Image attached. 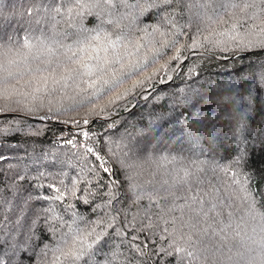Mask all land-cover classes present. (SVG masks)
Here are the masks:
<instances>
[{
	"label": "trees",
	"instance_id": "1",
	"mask_svg": "<svg viewBox=\"0 0 264 264\" xmlns=\"http://www.w3.org/2000/svg\"><path fill=\"white\" fill-rule=\"evenodd\" d=\"M56 3L60 0H42V4L37 0H0V12L5 16L14 13L20 19L19 14L29 7H41L40 15L44 17L39 26L20 32L19 38L0 39L4 48L11 46L13 50L9 57L0 56V64L7 69H0V77L8 71L17 75L19 67L29 66L37 52L34 49L37 41L53 42L52 63L66 62L77 67L60 44L73 45L74 33L80 25L78 9L74 0H65V11L57 15L51 11ZM127 3L135 5L136 0ZM189 3L181 0L174 10L167 9L168 13L174 12L171 26L162 9L139 15L135 7H120L118 0L115 8L101 6L104 19L120 20L122 25H129L136 17L135 26L124 30L142 45L160 44L161 38L150 33L162 32L164 42H170L178 36L177 29L183 33L178 38V48L190 45L193 40L203 45L195 50L181 48L179 62L171 59L176 53L165 47L158 62L149 65L146 71L152 74L154 68L160 69L164 64L174 70L157 71L145 85L143 94L138 90L130 96L127 107L119 108L118 116L114 115L107 124L96 120L92 109L94 105H106L108 96L101 95V103L95 97L89 103L85 99L89 93L77 94L71 81L63 89L51 86V66L42 79H33L29 85L25 79L15 77L18 82L13 81L12 94L7 93V102L0 101V108L4 109L0 113V129H8L0 131V156L4 157L0 160V257L4 264H68L62 253L81 241L90 243L87 233L94 227L96 232L102 230L103 224L96 226L94 222L102 219L108 223L106 213L116 216L113 228L107 230L111 234L110 243L119 247L121 259L126 256L132 264H176L172 256L156 251L169 247L164 228L173 238L192 235L193 240L200 241L198 248L209 249L205 254L207 264H221L214 259L211 244L195 235V231L203 229L225 234L228 223L220 219L225 216V202L217 197L220 189H225L226 184L234 189L241 184L235 180L243 183L247 178L244 186L255 200L256 212H264V51L248 49L233 55L237 51L235 43L220 35L225 32L224 24L207 20L198 2L194 13ZM69 7L73 8L71 14L67 12ZM214 7L209 0L207 11ZM98 23L92 15L84 19L87 28ZM152 25L159 32H153ZM144 28L147 32L140 31ZM217 35L226 44L213 47ZM24 36L29 37L30 48L22 47ZM225 46L230 49L228 52L223 50ZM9 58L16 63L9 65ZM43 77H48L47 89L43 87ZM131 83L125 81L119 91L130 88ZM37 87L40 92L35 91ZM15 94L20 96L19 101H12ZM29 108L34 111L29 113ZM36 114L38 117L33 116ZM85 119L90 123L84 124ZM108 124L114 127L109 128ZM152 128L158 129L155 137L148 135ZM84 132L89 133L88 137ZM87 147L99 152L106 161L104 167L119 173L112 177L121 182L118 190L103 172L101 162L86 152ZM114 153L121 158L130 157L129 163L135 162L132 181L137 185L135 191L125 182L124 171ZM186 170L192 173L189 180L176 183ZM73 182H76L75 197L71 194ZM109 191L119 203L113 201L111 206H104ZM170 191L178 198L167 195ZM60 193L67 194L57 199ZM193 196L203 201L214 196V201L203 202L201 209L200 204L192 203ZM213 204H216L214 215L206 207ZM110 208L116 211L109 212ZM119 231L127 235L121 237ZM130 243L141 244L145 256L140 258L139 253H134L128 247ZM177 243L186 246L184 241ZM148 253L152 254V261L148 260ZM134 255L136 259H132ZM197 264H205L204 255Z\"/></svg>",
	"mask_w": 264,
	"mask_h": 264
},
{
	"label": "snow or ice",
	"instance_id": "2",
	"mask_svg": "<svg viewBox=\"0 0 264 264\" xmlns=\"http://www.w3.org/2000/svg\"><path fill=\"white\" fill-rule=\"evenodd\" d=\"M65 0H60V3H56L51 11H54L57 15H60L64 8ZM200 8L206 9L209 5V0H197ZM37 3L42 4V0H37ZM120 7H135L138 9L139 15H145L146 13L151 14V9H162L165 11L169 17V26L174 24L171 17L173 13H168L167 9L172 8L173 10L177 5L181 3V0H136L135 5H129L127 0H118ZM106 8L117 7V0H74V7L78 9L76 12L77 17L80 19V25L76 29L73 36V45H63L60 47L64 48V53L67 55L69 61L77 65L75 68H69L65 66V74L59 79L54 76L52 78V84L54 87L62 86L64 88L68 87V81H72V85L77 90V94L89 93L85 96V99L89 102H93V98H99L101 95L108 96V102L103 107L94 105L92 113L95 115L96 120H100L103 123H108L114 115L118 116V109L127 107L130 103L129 97L135 95L139 90L143 94V89L145 85L151 81L153 75L157 71L163 70L165 72L174 69L168 68L167 64L161 65L160 69H153L152 74H148L146 69L149 65H155L158 62V58L161 56L162 51L165 47L172 49L176 55L172 56L171 59L179 62L181 59V48H188L190 50H195L203 45L199 44L195 40L190 45H181L177 47L178 38L182 36L183 33L179 32L177 29L178 36L174 37L170 42L165 41L161 47L157 48L155 45L145 46L142 45L138 38H133L130 32H125V28H131L135 26L136 17H133L129 25H122L120 20L115 19H104L102 11L93 12V9H101V6ZM191 7V5H189ZM217 8L224 13H229L230 28L220 33L222 36L228 37V41L235 43V48L237 51L232 52L236 55L238 52H244L248 49H260L264 51V0H217ZM232 10L229 12V10ZM47 12V9H44ZM73 11L72 7L67 8V12L71 14ZM215 11V10H214ZM41 7H29L25 12L20 13V19L16 18L14 13H9L5 16L0 12V39H8L9 41L19 38V33L23 31H31L33 25L39 26L44 22V17L40 15ZM217 16L223 20L221 12L216 13ZM92 15L95 19L99 20V23L93 28H87L84 25V19L86 16ZM110 15V13H109ZM123 19V18H122ZM211 19V17H209ZM111 26L113 30L119 29L118 32L109 31L108 27ZM75 27V25H73ZM153 32H159V28L152 25ZM140 31L147 32V28L140 29ZM12 33L9 35V33ZM164 36V33H160ZM22 47L30 48V40L28 36H24ZM212 43L211 41H209ZM56 43H60L56 41ZM226 44L225 41L216 40L213 43V47H221V45ZM145 50L141 52V49ZM223 50L228 52L230 49L224 47ZM12 47L4 48L0 44V56L9 57L12 52ZM54 51L50 46L48 52ZM83 54V55H81ZM248 54H252L249 52ZM75 58V59H74ZM16 60L13 58L8 59V64H15ZM0 69L7 71L3 64H0ZM8 75H12L9 71ZM51 75V74H50ZM143 79H133V77H140ZM43 87L47 89L48 77H43ZM125 81H132L131 87L124 89L123 92L119 91L120 87ZM63 82V84L61 83ZM163 82V79L160 80ZM39 84L40 81H37ZM83 85V87H82ZM36 92H40L41 88L37 87ZM35 99V97H34ZM120 101L121 103H117ZM83 101H81L82 103ZM249 102L251 99L249 98ZM109 105L112 107L109 108ZM60 109H57L59 111ZM29 113L34 110L29 108ZM51 111V109H49ZM4 112L3 108H0V113ZM95 122V121H93ZM84 124H89L90 121L85 119ZM109 128L114 127V124H108ZM0 131H8V129H0ZM158 129H150L148 135L155 137ZM83 135L88 137L89 133L84 132ZM103 139V137H101ZM72 144V141H68ZM87 153H92L95 155L96 159L101 162V167H103V172L105 175L109 176L110 183L118 190L121 187V182L114 179L115 175L119 173L110 169L109 167H104L106 161L100 157L99 152H96L94 148L87 147ZM116 161L119 164L120 169L124 171L125 182L129 183L130 190L135 191L137 185L132 183L134 176L133 172L136 168L135 162L129 163L131 159L121 158L113 154ZM4 159L0 156V160ZM192 173L189 171L184 172V176L181 177L176 183H184L189 180ZM235 180V174H234ZM236 183L242 184V189L245 192L246 198L249 199V208L247 209V215L252 219H256L258 215L261 220V233H264V212H256V203L251 195L249 189L244 187L247 183V178L243 181L235 180ZM50 187H55V185H50ZM59 193L60 190L56 189ZM67 193H60L57 199H62ZM71 194L75 197L76 194V182H73L71 189ZM167 195L178 198L175 192H168ZM107 200L104 206H111L113 201L119 203V199L112 192L107 193ZM139 198V197H138ZM193 204H200L201 209L203 205V200L198 199L196 196L192 198ZM84 203H89V201H84ZM97 208L102 207V205H97ZM183 207V206H181ZM191 207V205H189ZM213 208L216 204L212 205ZM95 211V209L93 210ZM116 211L115 208H110L109 212ZM199 214V213H197ZM109 217V222L104 223L102 219L97 220L96 226L103 224V228L100 232L95 231V227L87 233V236L91 238L90 243H83L82 241L77 244L76 247L70 248L67 252L62 253L68 264H132V260L124 256L123 253L119 251L118 246H114L110 243L111 234L107 231L109 228H113L116 222V216H111L106 213ZM119 215V213H117ZM231 216V213H229ZM167 223V221H165ZM174 223V221H173ZM194 227V226H193ZM211 227V226H209ZM115 231V229H113ZM255 232V229H253ZM166 234V241H170L169 247L164 249H157V253H162L165 256H172L176 260V264H197V261L202 255L205 256V264H207L206 253L209 252L207 247L198 248L197 244L200 243L198 240H193L192 235H180L176 238L172 237V234L168 232L167 228L163 229ZM201 236L207 235V229L199 230ZM119 236L124 237L127 235L125 231H119L117 233ZM239 235V233H237ZM135 239V238H134ZM253 244H257L260 249V261L264 264V235H261L259 240H254L249 237ZM177 240L184 241L186 246H180ZM128 247L133 250L134 253H139V257L145 256V251L141 247V244H129ZM134 255L132 259H136ZM147 258L152 261V254L148 253ZM11 260V257L9 258ZM0 264H4L2 257H0ZM157 264V262H153Z\"/></svg>",
	"mask_w": 264,
	"mask_h": 264
},
{
	"label": "rangeland",
	"instance_id": "3",
	"mask_svg": "<svg viewBox=\"0 0 264 264\" xmlns=\"http://www.w3.org/2000/svg\"><path fill=\"white\" fill-rule=\"evenodd\" d=\"M189 9L192 10L195 13V9L197 6V0H189ZM210 2L215 4V7L208 10L203 9V12L207 15L205 17L210 22H214L216 20H219L224 24L225 31H227L230 28V20H229V13H224L220 9L217 8V0H210ZM106 8V7H103ZM99 11H102L98 9ZM97 10V11H98ZM215 10V11H214ZM232 10L230 9L229 12ZM217 12H221V15L223 16V20L220 19L219 16H217ZM103 13V11H102ZM211 17V19H209ZM152 35L158 36L161 38V42L159 45H155V47L159 48L164 42V37L156 33H150ZM134 36V35H132ZM220 36L217 35L216 39L218 40ZM134 38V37H133ZM211 40H214V37H211ZM228 40V37L225 36V41ZM72 44V42H71ZM53 42L52 41H37L34 44V49H37V52L35 50L34 56L32 58L31 64L29 66H25L24 68L19 67V73L15 75L12 73V75H8L7 73H4L0 77V101L7 102L9 95L12 94L11 87L13 86V81H16L17 78H23L27 81V85L30 84L33 79L41 78L43 74L46 73L47 68L51 66L50 68V84H52V78L53 76L56 79H59L62 75L65 74V66L69 68H74L69 66L68 63L58 64V61L56 63H52L54 60V54L55 50L51 53L48 52L49 46L52 48ZM41 75V76H39ZM10 79V82H7ZM42 79V78H41ZM7 80V81H5ZM37 80V79H36ZM72 82V81H71ZM63 84V82H61ZM63 89L62 86H57ZM55 89V88H54ZM8 93V94H7ZM15 98H12L13 100L20 99V96H17L16 94L13 95ZM18 97V98H17ZM98 102H102V98H98ZM105 104V103H104ZM59 105V104H58ZM38 117V115H33ZM34 156H36V151H34ZM230 184L225 185V194L220 189V192L218 193L217 197H220L223 202H225V209L223 210L225 216H223L220 219H225V223H228L227 226H225V234L224 233H208L207 235L201 236L199 233V230L195 231V235L199 238H205L211 245H209L210 249H213L215 251H211V253L215 254L214 259L217 263L221 264H261L260 261V249L257 244H253L249 237H252L254 240H259L261 235H264V233H261V220L260 217L256 219H252L249 215H247V209L249 208V199L246 198L245 192L242 189V184L237 186L236 188L232 189L229 187ZM245 187V186H244ZM221 193V194H220ZM214 196H211L209 198V201H203V202H213L212 199ZM208 199V198H207ZM224 199V200H223ZM230 205V206H229ZM209 212L211 214H215L216 207L213 208L212 205H206ZM229 213H231V216H229ZM232 223H235L236 226H232ZM255 229V232L253 231ZM239 233V235H237Z\"/></svg>",
	"mask_w": 264,
	"mask_h": 264
}]
</instances>
